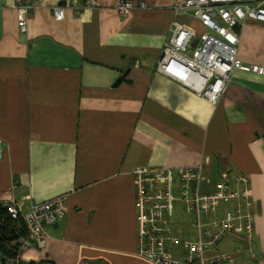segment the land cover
I'll return each instance as SVG.
<instances>
[{"label": "crops", "instance_id": "0c3cea01", "mask_svg": "<svg viewBox=\"0 0 264 264\" xmlns=\"http://www.w3.org/2000/svg\"><path fill=\"white\" fill-rule=\"evenodd\" d=\"M86 1L40 0L20 32L15 0H0V204L14 199L25 211L67 196L44 248L29 243L21 260L149 264L136 255L133 169L201 163L209 188L222 173L247 177L251 241L221 244L243 249L234 264H264V73L234 70L212 103L156 69L174 23L194 44L205 30L192 10L175 9L184 0H130L127 15L116 10L121 0ZM55 5H68L62 19ZM233 28L237 59L264 69V21ZM186 215L168 220L182 240L195 236Z\"/></svg>", "mask_w": 264, "mask_h": 264}, {"label": "built area", "instance_id": "2783aa9c", "mask_svg": "<svg viewBox=\"0 0 264 264\" xmlns=\"http://www.w3.org/2000/svg\"><path fill=\"white\" fill-rule=\"evenodd\" d=\"M40 0H15L17 26L26 31L28 14ZM87 0L84 7L96 6ZM68 5H55L52 13L63 18ZM135 6L130 0L118 2L116 10L127 15ZM145 7L144 2L138 4ZM176 10H192L204 31L194 44V32L174 23L168 42L157 61L158 71L178 79L199 95L215 103L226 89L234 70L264 73V69L242 65L237 59L238 34L233 26L247 19L264 21V0H184L175 4ZM3 142L0 139V159ZM203 164L178 167L156 165L138 166L133 170L135 207L137 210L136 255L149 264H234L235 253L220 251L228 236H242L249 242L255 226L253 198L247 177L235 175L233 180L222 173L213 188L203 174ZM205 186V187H204ZM188 208L189 226L194 238L182 240L168 225L174 200ZM11 218L21 217L27 236L20 252L6 264H28L21 260V249L34 243L43 249L47 241L46 226L59 222L67 212V196L59 195L46 201L32 203L23 211L21 203L9 199L3 203ZM236 254L243 251L236 249Z\"/></svg>", "mask_w": 264, "mask_h": 264}, {"label": "trees", "instance_id": "16d2710c", "mask_svg": "<svg viewBox=\"0 0 264 264\" xmlns=\"http://www.w3.org/2000/svg\"><path fill=\"white\" fill-rule=\"evenodd\" d=\"M27 236L24 222L19 218L13 219L0 204V264H6L9 258H15ZM28 264H33L28 262ZM51 264V262L39 263Z\"/></svg>", "mask_w": 264, "mask_h": 264}, {"label": "rangeland", "instance_id": "374dc122", "mask_svg": "<svg viewBox=\"0 0 264 264\" xmlns=\"http://www.w3.org/2000/svg\"><path fill=\"white\" fill-rule=\"evenodd\" d=\"M21 32V31H20ZM156 69H157V65H156ZM158 70V69H157ZM3 142V141H2ZM178 167V166H177ZM174 168V167H173ZM134 170V169H133ZM132 173H133V171H132ZM203 174H204V171H203ZM133 176V175H132ZM206 179H207V177H206ZM218 181V180H217ZM216 181V182H217ZM210 183V182H209ZM205 187V186H204ZM207 188L208 189H210L209 188V186H207ZM174 200V207H172V209H171V211H173L174 212V215L175 216H178V217H181V218H185L187 215H186V213L184 212V210L182 209V207L180 206L181 204H180V202H177V201H175V199H173ZM254 212V211H253ZM189 215V214H188ZM20 219H21V217H20ZM58 223V222H57ZM54 224H56V223H54ZM54 224H52V225H54ZM137 225H138V221H137ZM136 237H137V235H136ZM228 237H230V236H228ZM185 239H187V238H185ZM184 239V240H185ZM240 239H241V247L243 246V245H247V244H249L250 243V241H251V238H250V240H249V242H246L244 239H245V237L243 238L242 236H240ZM136 240H137V238H136ZM225 246H228V247H225ZM222 248V250H221V248ZM231 247V244H229L228 243V245H227V241H224V243H222L220 246H219V248H220V251H222V252H226V253H236V251L237 250H232L231 252H228V251H226L225 249H227V248H230ZM237 249V248H236Z\"/></svg>", "mask_w": 264, "mask_h": 264}, {"label": "bare ground", "instance_id": "6f19581e", "mask_svg": "<svg viewBox=\"0 0 264 264\" xmlns=\"http://www.w3.org/2000/svg\"><path fill=\"white\" fill-rule=\"evenodd\" d=\"M182 207H183L184 212H186L188 214L189 210H188L187 206L185 205V203L183 201H182Z\"/></svg>", "mask_w": 264, "mask_h": 264}, {"label": "water", "instance_id": "95a60500", "mask_svg": "<svg viewBox=\"0 0 264 264\" xmlns=\"http://www.w3.org/2000/svg\"><path fill=\"white\" fill-rule=\"evenodd\" d=\"M121 80H122V76L117 79V81L115 82V85L118 84Z\"/></svg>", "mask_w": 264, "mask_h": 264}]
</instances>
